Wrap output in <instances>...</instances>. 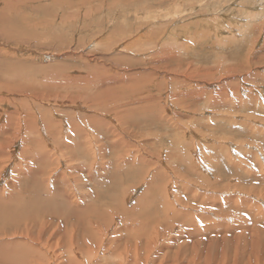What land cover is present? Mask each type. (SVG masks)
Instances as JSON below:
<instances>
[{
    "label": "rangeland",
    "instance_id": "374dc122",
    "mask_svg": "<svg viewBox=\"0 0 264 264\" xmlns=\"http://www.w3.org/2000/svg\"><path fill=\"white\" fill-rule=\"evenodd\" d=\"M260 175L264 0H0V264H264Z\"/></svg>",
    "mask_w": 264,
    "mask_h": 264
},
{
    "label": "bare ground",
    "instance_id": "6f19581e",
    "mask_svg": "<svg viewBox=\"0 0 264 264\" xmlns=\"http://www.w3.org/2000/svg\"><path fill=\"white\" fill-rule=\"evenodd\" d=\"M28 117H31L32 118V115L28 114ZM26 122H27V120H26ZM79 132H80V134H82V131L81 130H79ZM63 149H64V147H61L60 148L61 154L64 157V156L67 155V153L66 152L65 153H62V150ZM70 150H72V149H70ZM260 179L264 181V176L263 175H260ZM38 192H40V191H38ZM35 195H37L36 197L39 200L37 202V204L39 202L49 203L50 200H51V198H52L51 195L48 194V193H46V195H42V194L39 195V193H35ZM161 195H162V200H163V203L162 204H164V202H165V208L168 209L169 211H171V213L173 214L174 207H171V203L169 202V200L167 202L165 201L166 200V197H167V199L169 197L168 196V193H164V191H161ZM118 199H119V197H118ZM0 204L2 206V210L1 211L7 210V209L13 210V214H12L11 218L7 220V222L4 224V226L2 228H0V236L8 237L9 235L15 236L16 234L23 235V233H22V225H23V222H24L25 219H27L25 221V224L28 225V229L30 231H32V233H33L34 227L32 225H30V224H33L34 220L37 219L35 216H37L38 213L35 214L33 212L27 213L25 211H22L20 209V205L21 204L19 202L16 203V206L17 207H14V205H15L14 202L11 203V204H4V203H0ZM121 208H122L121 211H123V212L130 211V210H126V208H124L122 205H121ZM124 210H126V211H124ZM44 212H45L44 215H46V216H49L50 215V216H53L54 217V216L57 215L56 212H49V211H44ZM0 220H1V215H0ZM66 223H68V222H66ZM94 223L97 224L96 221ZM143 229H144V231L146 230L145 227H142L140 229H137L136 228V232H138V230L141 231ZM66 230H67V228H66ZM207 230L208 229H206L204 226L201 225L200 227L191 229V232L194 233V234H197L200 231L207 232ZM115 232H117V230ZM241 234L242 233L235 234L234 236H237V235L239 236ZM64 237H65L64 235H59L56 231H52L50 225H47L44 228H42L39 231L38 236H37L38 241H40L44 245H48V244H50V242L53 243L54 241H56L58 243L57 248H63L66 244H68L69 245V249H70L69 251L71 253H73V254H78V255H85V254L88 255V254H90L92 252V250H94L92 247H96V245L99 244L98 242H100L101 239H102L101 236H99L98 231H88V232L84 233L82 236H80L79 233H78L77 236L71 235L69 238L67 237L65 241H63L62 243H59V242H61L64 239ZM87 241H89V243H91V241L93 243V241H94V245L91 243L90 246H85V245H87V243H86ZM102 245L103 244H101V246ZM98 249L101 251L102 247L97 248V250ZM99 250L96 251L95 253L99 252ZM35 251L36 250H34V252ZM37 251L40 252V250H37ZM42 251L43 250L41 249V252ZM30 254H32V253H29L27 250L23 251L21 253V260L19 262L15 263V264H34L32 262V260H31V262H29L30 257H28V256ZM42 255L44 256L45 254L43 253ZM95 255H97V254H95ZM11 264H14V263H11ZM43 264H51V262L50 261H47L46 263H43Z\"/></svg>",
    "mask_w": 264,
    "mask_h": 264
}]
</instances>
